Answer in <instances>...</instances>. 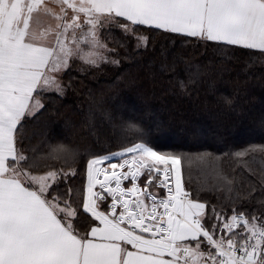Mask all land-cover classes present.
<instances>
[{
	"label": "snow or ice",
	"instance_id": "6c2138e0",
	"mask_svg": "<svg viewBox=\"0 0 264 264\" xmlns=\"http://www.w3.org/2000/svg\"><path fill=\"white\" fill-rule=\"evenodd\" d=\"M153 29L193 38L221 62L232 48L264 55V0H0V264H264V155H254L264 144L219 155L162 150L132 121L114 126L124 146L107 154L46 136L31 142L29 120L49 96L66 95L74 70L118 65L125 41L147 50ZM170 45L159 69L187 94L203 74ZM250 163L258 179L241 183L237 169L255 175ZM193 166L213 169L206 191L223 193L217 204L185 187ZM253 201L262 210L245 206Z\"/></svg>",
	"mask_w": 264,
	"mask_h": 264
},
{
	"label": "trees",
	"instance_id": "16d2710c",
	"mask_svg": "<svg viewBox=\"0 0 264 264\" xmlns=\"http://www.w3.org/2000/svg\"><path fill=\"white\" fill-rule=\"evenodd\" d=\"M115 35L122 39L119 33ZM173 40L176 50H182L190 63L199 65L203 74V82L187 94L179 91L172 76L159 69V52L165 45L171 46L170 41ZM125 43L126 48L118 47L119 55L115 57L119 59L118 65H106L86 75H78L74 70L71 73L73 87L66 95L63 98L51 95L44 100L45 109L28 122L27 133L33 144L46 136L53 144L71 143L81 148L91 147L98 154H107L124 146L114 135V126L118 130L124 121L141 124L151 142L162 150L180 148L188 152L207 151L219 155L252 144H264L262 137H250V134L264 130V55L256 50L232 48L228 51L230 63L221 62L211 49L203 55L205 49L198 46L193 38L177 40L174 34L155 29L151 30L147 50H137L134 41ZM183 68L181 64L176 71L186 79ZM64 79L67 82L68 76ZM252 98L261 104L254 114L246 106L254 104ZM227 99L231 104L226 103ZM239 105H244V111L248 112L240 114ZM90 111L94 113L92 128L88 126ZM105 111L112 114L111 121L103 115ZM228 111L235 114L225 116ZM206 115L212 117L206 118ZM214 127L216 131L212 130ZM228 134L237 137V143L232 144L226 136ZM95 140L99 143L95 144ZM217 140L221 144L219 147L213 143ZM131 142H139V139L133 137ZM254 155L259 161L264 154ZM85 162L81 161L76 167L82 169ZM60 166L57 162V167ZM223 167L230 175L233 174L232 160L226 159ZM248 167L255 175L245 172L240 176L241 170L237 169L241 183L245 180L255 183L258 179L259 163H250ZM82 180L85 178L81 175L72 183L81 186ZM184 181L185 187L194 192L205 189L200 199H207L210 204H217L216 197L223 195L222 192L206 191L217 183L211 167L186 168ZM245 206L262 210L255 201Z\"/></svg>",
	"mask_w": 264,
	"mask_h": 264
},
{
	"label": "rangeland",
	"instance_id": "374dc122",
	"mask_svg": "<svg viewBox=\"0 0 264 264\" xmlns=\"http://www.w3.org/2000/svg\"><path fill=\"white\" fill-rule=\"evenodd\" d=\"M252 100L254 101V104H252L251 105V107H249V105H246L247 106V110L249 111V112H251V113H255L257 110H256V108L257 107H261V104L255 99V98H252ZM244 105H239V109H240V114H242V112H248V111H244ZM259 110V109H258ZM237 112V111H236ZM235 114V112L234 111H228L227 113H225V116H228V115H230V114ZM237 113H239V112H237ZM236 113V114H237ZM207 117L206 118H208V117H212V116H208V115H206ZM264 120V119H263ZM222 129V128H221ZM220 129V130H221ZM212 130H214V131H216V128L214 127V128H212ZM263 132V133H262ZM264 130H262L261 132H259V133H252V134H250V137L251 138H261V139H264ZM227 136V138H228V140L233 144V143H237V137L236 138H234V137H231L229 134L228 135H226ZM211 143V142H210ZM214 143V145L216 146V147H219V146H221V144L219 143V140H217V141H215V142H213ZM196 145H199V144H196Z\"/></svg>",
	"mask_w": 264,
	"mask_h": 264
},
{
	"label": "built area",
	"instance_id": "2783aa9c",
	"mask_svg": "<svg viewBox=\"0 0 264 264\" xmlns=\"http://www.w3.org/2000/svg\"><path fill=\"white\" fill-rule=\"evenodd\" d=\"M124 186H125V187L130 186L129 182L125 181V182H124ZM141 186H142V184H141ZM145 235H147V234H145Z\"/></svg>",
	"mask_w": 264,
	"mask_h": 264
},
{
	"label": "crops",
	"instance_id": "0c3cea01",
	"mask_svg": "<svg viewBox=\"0 0 264 264\" xmlns=\"http://www.w3.org/2000/svg\"><path fill=\"white\" fill-rule=\"evenodd\" d=\"M128 248H129V250H131V246L129 245V246H127Z\"/></svg>",
	"mask_w": 264,
	"mask_h": 264
}]
</instances>
